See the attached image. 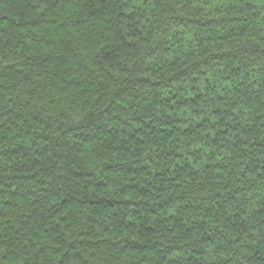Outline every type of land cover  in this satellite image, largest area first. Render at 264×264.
<instances>
[{"label": "trees", "instance_id": "trees-1", "mask_svg": "<svg viewBox=\"0 0 264 264\" xmlns=\"http://www.w3.org/2000/svg\"><path fill=\"white\" fill-rule=\"evenodd\" d=\"M0 264H264V0H0Z\"/></svg>", "mask_w": 264, "mask_h": 264}]
</instances>
